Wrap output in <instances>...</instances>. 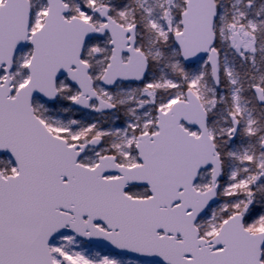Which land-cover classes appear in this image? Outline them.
I'll return each instance as SVG.
<instances>
[{"label":"snow or ice","instance_id":"snow-or-ice-1","mask_svg":"<svg viewBox=\"0 0 264 264\" xmlns=\"http://www.w3.org/2000/svg\"><path fill=\"white\" fill-rule=\"evenodd\" d=\"M0 264H264V0H0Z\"/></svg>","mask_w":264,"mask_h":264}]
</instances>
